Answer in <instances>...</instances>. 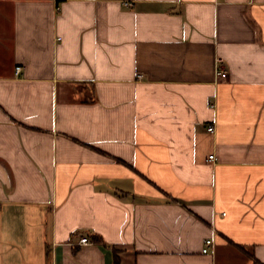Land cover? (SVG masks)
<instances>
[{"label": "crops", "instance_id": "1", "mask_svg": "<svg viewBox=\"0 0 264 264\" xmlns=\"http://www.w3.org/2000/svg\"><path fill=\"white\" fill-rule=\"evenodd\" d=\"M116 260L264 264V0H0V264Z\"/></svg>", "mask_w": 264, "mask_h": 264}, {"label": "built area", "instance_id": "2", "mask_svg": "<svg viewBox=\"0 0 264 264\" xmlns=\"http://www.w3.org/2000/svg\"><path fill=\"white\" fill-rule=\"evenodd\" d=\"M218 63H219V60H218ZM20 69V65H17V66H15V70H19ZM215 75L217 76V77H225L226 75H227V70L226 69H224L220 64L218 65V66H216V68H215ZM141 76V74H138V77H140ZM214 104L213 103H211L210 104V106H213ZM206 130L208 131V132H213L214 131V124L213 123H209L207 126H206ZM207 159L209 160V161H212V160H214V155L213 154H209L208 156H207ZM90 242V240H89V238L87 237V236H81L80 238H79V240H78V243H83V244H85V243H89ZM212 243H213V240H212V237H206V238H204V240H203V246H202V248H201V251L202 252H207L208 251V249H209V246L210 245H212Z\"/></svg>", "mask_w": 264, "mask_h": 264}, {"label": "trees", "instance_id": "3", "mask_svg": "<svg viewBox=\"0 0 264 264\" xmlns=\"http://www.w3.org/2000/svg\"><path fill=\"white\" fill-rule=\"evenodd\" d=\"M116 264H119V263L117 262V260H116Z\"/></svg>", "mask_w": 264, "mask_h": 264}]
</instances>
